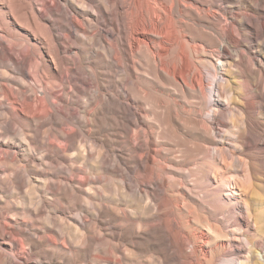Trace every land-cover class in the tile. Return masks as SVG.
I'll return each instance as SVG.
<instances>
[{
  "label": "bare ground",
  "instance_id": "obj_1",
  "mask_svg": "<svg viewBox=\"0 0 264 264\" xmlns=\"http://www.w3.org/2000/svg\"><path fill=\"white\" fill-rule=\"evenodd\" d=\"M238 1L0 0V184L30 186V178L17 180L23 160L6 140L34 151L40 137L48 154L61 149L60 161L50 158L57 171L43 172V181L63 196L37 229L12 225L0 213V264L25 263L26 248L37 255L48 254L45 247L64 251L60 241L96 264H130L124 239L162 246L158 264L240 260H228L236 240L233 232L223 235L221 219L229 220L232 210L222 197L225 190L237 193L249 217L242 198L253 165L243 158L234 163L232 147L216 142L229 126L225 112L234 110L228 78L218 73L236 75L243 91L233 150L264 154V120L253 115L264 109V0H245V7ZM228 19L231 25L222 26ZM21 41L24 49L16 46ZM203 71L216 80L209 98ZM118 87L137 117L125 120ZM106 117L122 141L116 132L110 149L79 140L83 129H100ZM113 146L127 151V159ZM29 189V213L37 217ZM68 194L71 219L60 206ZM251 254L264 264V255ZM245 260L239 264H250Z\"/></svg>",
  "mask_w": 264,
  "mask_h": 264
},
{
  "label": "rangeland",
  "instance_id": "obj_2",
  "mask_svg": "<svg viewBox=\"0 0 264 264\" xmlns=\"http://www.w3.org/2000/svg\"><path fill=\"white\" fill-rule=\"evenodd\" d=\"M237 4L243 7L248 5L247 1L245 0H239ZM231 22L232 20L228 19L224 22L222 21L221 25L230 26ZM16 46H18L19 49H24L26 47L23 41L16 43ZM250 48L252 47H249V49ZM254 49L256 50L255 47L252 48V50ZM230 52L232 53V51ZM225 57L228 56L226 55ZM221 75H225L228 78L229 86L227 87V90L228 94H231L233 98L234 110L225 112L223 120L225 123H229V126L222 128V131H220L218 137H216V142L219 145H221L222 143L225 147L227 146L226 149H230L232 147L230 150L233 151L235 153L234 155L236 156L230 155L228 153V155H226L225 157L229 155L233 156L232 159L234 158V163H239L238 159L243 158L247 161H250L253 165L251 175L248 181L244 182L243 186L244 188L242 199H245V205L247 208V213L249 215L248 218H246V216L242 213L241 205L239 199L237 198V193L231 192V190H225L223 192L222 201L224 202V199H226V202H229V206L232 210V214L229 220L221 219L223 220V235L229 234V232H233L235 236L234 239L236 240L232 248L235 256L229 257L228 260H232V258L234 257L240 258L239 261L235 262L236 264H239V262H246L245 258H249L250 264H255L256 260L255 258H251V253H254L255 256H259V259L261 258V255H264V154L255 151H248L243 152L244 155H239L237 151L233 150V142H231L230 137L237 130V127L240 124L239 114L236 111H240L239 104L241 103L240 100L241 96H243V91L240 85L237 84V80L240 79L236 75L231 73L226 75L224 72H219L218 78ZM203 76L206 83L208 84V87L206 88V95L209 98L212 94H215L216 80L213 74L206 71H203ZM109 79L110 81L116 83L118 82V77L116 76H112ZM121 88L122 87H118V102L120 106L126 110L125 120L128 121L137 117V112L126 101L125 93ZM210 104H213L211 100L208 104L209 107H211ZM253 115L260 121H263L264 109H262V107H257ZM106 116L109 118L112 117L110 113H107ZM205 117H207L210 122L214 123V127L218 128L215 125V117H213L212 115L207 116V113H205ZM41 130L43 131L44 128H42ZM115 132L120 133L121 131H113L111 121L107 118V120L102 123L100 129H94L90 134H88L87 129H83V131L81 132L82 136L79 138V140L87 145L92 144L95 146H100L102 144H106V148L110 149L111 145L109 141L114 140L113 135ZM27 134L31 136L33 133L27 131ZM121 135L123 134L120 133V141L123 140ZM159 135L161 137V141L170 143L168 139L169 137L167 135L163 133ZM0 141H2V138H0ZM6 141L12 147L19 150L18 153L20 155V159L23 160L22 163H19V165H21V168L18 169L17 180L20 182H24L26 178H30L31 182L29 187L24 186L22 188H10L6 185L0 184V213L3 215L5 220L12 225H14V223L22 222L25 223L27 228L30 230L40 228L45 216H48V214L54 213L56 209H59V205H57L56 203L57 200L60 199L59 197H63L57 195L55 190L45 189V183L43 181L45 178H47L43 177L45 175L43 174V172L50 175L57 171V164H55V162H51V159H57L58 161H60L59 158H62L61 149L58 147H54V151L48 154L46 148L41 144L40 137L36 139V144H34L31 148L34 149V151L24 150L23 146H20L19 143L15 140ZM113 148L115 149V155L122 158L123 160L127 159V151L122 150L121 148H117L116 146H113ZM182 148V146L176 145L174 149L177 151L182 150ZM211 154H213V151H211ZM175 155L179 156V153H176ZM41 156H47L49 159H51L48 160V158H46L45 160H42ZM206 161L212 162V166L216 164V162H213V160H210L209 158H207ZM76 166H79V163H77ZM1 170L6 169L2 168ZM83 171L94 173L97 172L96 170L91 169H83ZM7 172L10 173V169H7ZM78 174L84 173L79 172ZM3 177L4 175L0 173V178ZM32 187H34V189L31 190L33 191L35 197L34 208L37 207L41 211V214L37 217H32L30 215L29 209L32 210L33 207H30L25 194L30 190L29 188ZM105 190L108 194L111 193V188L108 184H105ZM67 199H69V194L67 195V197H64L63 201L60 202V206L65 208V211H63L64 215L71 219L75 214V211L67 208L71 207V204H69V201ZM128 205L134 206L133 203H129ZM64 215L62 217H64ZM219 218L222 217L219 216ZM54 222L55 221L53 220L52 223L55 224ZM49 226L52 227V225ZM108 227L109 226L103 224L102 228ZM140 235L141 234H139L138 236ZM230 235L233 236V234ZM69 239L71 240V238ZM122 242L124 244V248H127L131 253L130 259L132 262L130 264H158L157 258L158 254L162 250V246H142L141 244L133 245L131 240L128 239H124ZM60 244L64 246V251H60L59 248L53 249L45 247L44 249L46 251H50L48 252V254L42 253L37 255L34 251H30L28 248H26V260L25 263L21 264H96L95 262H93L92 256L90 254L78 255L70 251L68 245L65 243L63 244V241H60ZM13 245L16 247L17 243L14 241ZM11 259L12 261L16 260L12 257Z\"/></svg>",
  "mask_w": 264,
  "mask_h": 264
}]
</instances>
